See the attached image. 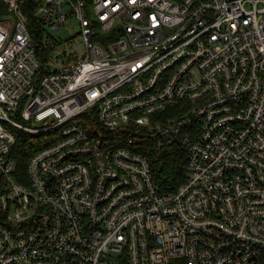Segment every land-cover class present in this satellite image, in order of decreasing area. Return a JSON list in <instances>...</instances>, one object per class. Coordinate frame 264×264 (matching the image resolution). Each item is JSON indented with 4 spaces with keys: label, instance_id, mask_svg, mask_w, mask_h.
<instances>
[{
    "label": "built area",
    "instance_id": "2783aa9c",
    "mask_svg": "<svg viewBox=\"0 0 264 264\" xmlns=\"http://www.w3.org/2000/svg\"><path fill=\"white\" fill-rule=\"evenodd\" d=\"M35 2L84 51L47 33L41 63L25 0H0V264H264V0ZM175 139L162 192L140 149Z\"/></svg>",
    "mask_w": 264,
    "mask_h": 264
},
{
    "label": "trees",
    "instance_id": "16d2710c",
    "mask_svg": "<svg viewBox=\"0 0 264 264\" xmlns=\"http://www.w3.org/2000/svg\"><path fill=\"white\" fill-rule=\"evenodd\" d=\"M35 0H25L24 13L27 16V28L36 47L41 63H45L47 56L53 49L52 44L45 42V27L41 20L32 14ZM6 13L5 6L0 3V15ZM30 137L21 135L15 142L12 149V156L15 158L17 167L15 178L25 182L26 163L31 154L35 151V145L30 144ZM149 160L153 179L162 192L174 191L186 178L187 148L179 139L173 143L163 145L157 149L155 141L148 140L140 149ZM172 264H185L183 259H176Z\"/></svg>",
    "mask_w": 264,
    "mask_h": 264
},
{
    "label": "rangeland",
    "instance_id": "374dc122",
    "mask_svg": "<svg viewBox=\"0 0 264 264\" xmlns=\"http://www.w3.org/2000/svg\"><path fill=\"white\" fill-rule=\"evenodd\" d=\"M44 27L46 34L50 33V37L59 44L61 52L71 53L74 51L80 54L84 51V44L75 19L68 18L66 23L61 25L57 31H53L47 26ZM52 67L54 66L52 65Z\"/></svg>",
    "mask_w": 264,
    "mask_h": 264
}]
</instances>
